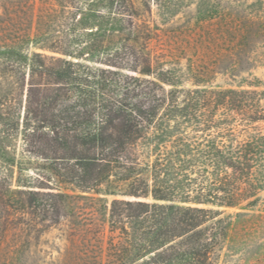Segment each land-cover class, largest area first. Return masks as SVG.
Wrapping results in <instances>:
<instances>
[{"label":"trees","instance_id":"1","mask_svg":"<svg viewBox=\"0 0 264 264\" xmlns=\"http://www.w3.org/2000/svg\"><path fill=\"white\" fill-rule=\"evenodd\" d=\"M17 3L16 28L0 19V250L59 224L77 192L112 197L83 264H219L264 233V85L242 75L264 45V0L196 3L247 87L162 47L152 6L169 21L167 0Z\"/></svg>","mask_w":264,"mask_h":264},{"label":"rangeland","instance_id":"2","mask_svg":"<svg viewBox=\"0 0 264 264\" xmlns=\"http://www.w3.org/2000/svg\"><path fill=\"white\" fill-rule=\"evenodd\" d=\"M18 1L0 0V19L4 17L11 19V22L6 24L9 30L16 28ZM167 1L179 9L178 13L169 21L164 20L154 3L152 6L151 19L156 21L161 29L162 47L180 49V55L183 57L181 63L184 66L188 67L190 63L195 62L199 63V59L204 61L202 65L209 67V70L215 66L214 72L209 78L211 84L222 86L244 84L247 87V82H242L241 76H236L240 70H234L233 66H229L230 64L226 61L224 55L226 46L220 42L214 43L209 39L215 28L211 24L202 25L197 22L196 3L200 0ZM206 1L250 4L256 0ZM250 55L252 57L249 66L250 74L245 72L242 75L249 80L253 78L252 75H256L264 85V45L255 48ZM187 82L189 86L192 85L191 81ZM261 126L264 132V123ZM43 162L40 161V163ZM77 194L85 196L80 198L78 205L59 224L26 227V229L11 233L0 250V263L6 259V254L10 255L11 250L15 251L14 264H83L88 247H93L95 251L99 249L97 247L100 243L98 228L105 227V231H107L108 209L105 206V201L108 200L109 207L112 197L102 195L100 197H103L104 201L99 202L97 198H92V196L98 197V195L80 192ZM227 211L235 212L237 209L230 208ZM88 227L96 229L91 233L89 239L85 240L82 234ZM105 245L106 243L103 244V247ZM228 247L227 245L221 253L219 264H264V233L257 236L254 241L237 244L233 251L227 249ZM95 257L96 255H94ZM90 260H92L90 263L94 264V259Z\"/></svg>","mask_w":264,"mask_h":264}]
</instances>
